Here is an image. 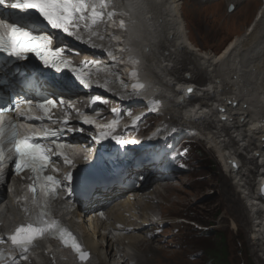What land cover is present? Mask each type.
<instances>
[{
  "label": "bare ground",
  "instance_id": "obj_1",
  "mask_svg": "<svg viewBox=\"0 0 264 264\" xmlns=\"http://www.w3.org/2000/svg\"><path fill=\"white\" fill-rule=\"evenodd\" d=\"M227 1L235 4L241 0ZM183 2L110 0L109 10H114L119 17L116 23L119 25L120 19L128 18L125 24L131 29L130 33L123 31L118 35L115 40L117 47L111 49V54L104 59L109 60L128 51L133 52L136 59L142 58L147 78L144 80L138 74V79L146 84L139 99L146 106V112L165 118L164 127H155L153 132L143 137V143L137 146L140 148L138 151L143 149L142 154L145 155L154 153L161 142L171 139L168 134L179 125L181 128L175 137L199 136L205 140L217 154L225 175L232 178L236 192L242 194L240 199L251 208L255 223L251 228L250 245L255 255L261 252L263 257L264 199L259 197V188L264 185V9L252 30L237 36L220 54L214 55L205 53L192 41L185 24ZM87 36L90 39V46L84 48L87 57L103 56L110 49L107 24L100 25ZM123 68L127 70L128 67ZM184 69L190 77L181 76ZM201 73L207 74L204 77L207 84L203 88H199L197 81L202 82L199 79ZM119 74V79L125 80L124 75ZM168 129L172 131L168 132ZM231 134H236V137ZM244 152L248 156L245 157ZM257 157L262 161L263 172L258 171L253 176L254 169L248 165H252ZM161 186L148 195L136 193L128 197L119 192L108 195L115 203L108 208L104 221L94 219L92 211L84 214L88 208L77 214L80 220L67 221L89 251L88 261H77L68 251H60L52 245H41L23 264H133L134 261L140 264L141 260L152 264L153 260L143 258L141 248L144 245L149 250L147 253L155 255L158 249L152 240L158 235H154L152 240L146 238L150 231L168 224L166 213L153 216L156 204L152 195L157 191L166 197L168 194ZM99 195L103 196L101 191ZM146 196L150 197L147 199ZM17 220L15 209L9 206L8 215L2 221L9 225ZM121 227H128L133 232L112 240L110 230H121ZM118 254L121 258L116 261Z\"/></svg>",
  "mask_w": 264,
  "mask_h": 264
},
{
  "label": "rangeland",
  "instance_id": "obj_2",
  "mask_svg": "<svg viewBox=\"0 0 264 264\" xmlns=\"http://www.w3.org/2000/svg\"><path fill=\"white\" fill-rule=\"evenodd\" d=\"M183 3L185 24L192 41L205 53L215 55L220 54L237 36L252 30L261 16L264 0H241L235 4H229L227 0H184ZM228 5L234 6L232 12H229ZM187 64L188 61L185 66ZM180 74L191 76L186 69ZM201 74L199 79L202 82L197 81L199 87L203 88L207 84L204 80L207 74ZM164 119L157 114L146 116L140 124L145 127L144 133L140 130L138 136L145 137L153 132L155 127H164ZM179 128L180 125L168 134L171 137L168 150L174 153V166L181 174L176 176L174 181L161 186L168 193L167 197L160 195L158 191L152 195L156 204L153 216H163L166 213L168 224H165L164 232L157 234L155 240L149 235L146 238L153 241V245L158 249L154 250L156 254L147 253L149 250L143 245L141 255L147 260H153L152 264H210L204 254V247L214 246L218 235H221L230 255V264H264V256L262 257L261 252L255 255L250 245L251 228L255 223L250 206L240 199L242 194L236 192L232 178L225 175L217 154L209 148L205 140L198 136L180 138L178 143L175 142ZM170 131L172 130L168 129V132ZM231 136L236 137V134ZM244 153L245 157L248 156ZM248 166L254 169L251 174L253 176L258 171L263 172L262 161L258 157ZM190 218L208 224H197L191 222ZM184 220L190 222L185 223ZM152 232L149 233L154 235L155 231ZM203 232L209 233L210 236H204ZM120 258L118 254L116 261ZM133 264L137 262L134 261ZM140 264L147 263L141 260Z\"/></svg>",
  "mask_w": 264,
  "mask_h": 264
},
{
  "label": "snow or ice",
  "instance_id": "obj_3",
  "mask_svg": "<svg viewBox=\"0 0 264 264\" xmlns=\"http://www.w3.org/2000/svg\"><path fill=\"white\" fill-rule=\"evenodd\" d=\"M6 4V0H0V5ZM10 7L19 9L23 13H29L34 10L39 17L47 22L53 29H60L64 32L74 34L77 38H81L80 31L87 30L89 34H93L97 27L112 21L117 14L114 10L110 9V0H14ZM122 16L123 13H120ZM119 27L123 30L125 22L123 19L119 21ZM0 52L7 54L8 57L14 58L16 61H23L28 59V54L32 53L37 56L45 66L55 68L57 71L61 70V65L66 62L50 59L53 50L50 49L51 36L43 33H37L33 29L26 27L24 24L16 22L7 23L0 21ZM133 65L139 61L132 60ZM133 78H137L138 74L133 71L131 73ZM80 82L85 86H89L88 80L82 76H78ZM137 88H143V84H137ZM191 92V89L188 90ZM31 104V101H28ZM48 105L55 106V101H47ZM45 113L48 108L44 103L38 105ZM7 105L0 107V112L10 111ZM28 111H31L29 107ZM49 119L51 117H48ZM35 119H41L35 117ZM85 123L93 124L92 120H85ZM102 129L99 137H93L97 142L109 138V133L105 132L104 128H111L112 126L97 125ZM83 129H81L82 131ZM11 133L8 138V143L14 146L16 153L15 167L17 173L24 169H30L34 174V183L26 187L36 196H43L45 198V206L43 210L39 211L35 220L30 217V222L27 225L20 226L16 229L15 233L9 238L14 246L18 247L21 252L26 253L34 245V241L45 238L46 236L58 237L65 246H70L76 253L79 254L81 260H86L89 256L87 251L82 250L81 245L77 242L76 237L70 231L64 229L59 222L50 217V203L49 201L57 195L58 189L62 181L53 175H43L50 164V157L46 154L51 151L45 149L39 143V139L35 136L20 137L15 123L0 128V137L6 133ZM52 132L51 135H56ZM117 143L123 144L124 141L120 137H111ZM62 147V146H58ZM63 155V153H61ZM6 157V150L3 143L0 142V162ZM65 163L71 165L72 161L66 156L64 157ZM53 171L58 169L53 168ZM70 185L73 176L69 172L64 178ZM22 199L27 200L28 197L24 196ZM27 211V209H25ZM3 254L0 253V256Z\"/></svg>",
  "mask_w": 264,
  "mask_h": 264
},
{
  "label": "trees",
  "instance_id": "obj_4",
  "mask_svg": "<svg viewBox=\"0 0 264 264\" xmlns=\"http://www.w3.org/2000/svg\"><path fill=\"white\" fill-rule=\"evenodd\" d=\"M191 218L189 220L197 224H208L204 221H199ZM203 234L204 236H210L207 232H203ZM204 254L210 264H230V255L227 250L225 239L221 235H218V239L215 242L214 246L204 247Z\"/></svg>",
  "mask_w": 264,
  "mask_h": 264
},
{
  "label": "water",
  "instance_id": "obj_5",
  "mask_svg": "<svg viewBox=\"0 0 264 264\" xmlns=\"http://www.w3.org/2000/svg\"><path fill=\"white\" fill-rule=\"evenodd\" d=\"M232 10H233V6H230L229 11H232ZM259 190H260L259 192L261 196L264 198V185H262Z\"/></svg>",
  "mask_w": 264,
  "mask_h": 264
}]
</instances>
